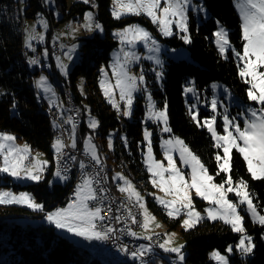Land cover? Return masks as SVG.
<instances>
[{"label": "trees", "instance_id": "obj_1", "mask_svg": "<svg viewBox=\"0 0 264 264\" xmlns=\"http://www.w3.org/2000/svg\"><path fill=\"white\" fill-rule=\"evenodd\" d=\"M55 4L62 12L58 21L71 17L82 18L85 11L93 9L80 1L68 4L67 0H55ZM96 5L95 18L97 23L103 26L104 35L101 37L95 33L80 38V60L69 69L67 80H63V86L67 84L71 87L81 107L83 119L77 130L83 133L86 129L84 106L81 104V100L85 99L100 121V133L96 135V139L104 144L101 149H105V135L109 129L119 127L124 130L128 149L117 146L121 148V154L117 155L116 166L129 171L138 183L141 180L147 183L149 174L143 160L142 119L145 112L143 95H136L131 119L122 116L103 100H97L94 95V88L97 87V68L103 63H108L110 52L118 43L111 32L112 29L127 21L143 19L136 16L113 18L110 9L111 0H96ZM204 5L209 15L202 23L196 24L193 14H189L191 43H187V49L190 59L167 58L161 69V77H157V74L151 70V63L146 62L145 64L151 70L146 74V83L154 101L159 105H167L168 126L172 130L170 134L181 137L200 158L214 180L221 183L226 179V173L219 172L215 159L220 149L215 147V142L206 127L198 126L189 115L185 105L183 86L189 78H192L202 96V92L209 95L207 86L211 82L223 81L234 93L245 96L248 85L240 77L239 65L230 52L225 57L214 44V30L217 22H220L228 30L231 45L235 49L242 50L241 23L233 0H204ZM39 12H45L54 19L52 11L45 7L43 0H25L23 7L20 6L19 0H0V132L14 134L16 139L26 141L33 150L43 152L51 161L41 180L14 185L15 188L28 190L33 198L42 204V211L46 212L64 204L71 197L70 191L73 184L69 181L49 183L54 171L53 119L46 112L48 104L36 93L34 74L38 67L34 64L36 71L33 72L25 61L28 50L23 45L22 34L23 19L35 18ZM169 42L172 45L183 43L177 36L170 38ZM39 48L37 46V49ZM31 51L34 52L30 48L29 53L34 54ZM49 56L52 60L51 54ZM80 78L85 79L84 95L77 87V81ZM63 86H57L62 102ZM203 114L208 115V110H200V121ZM148 125L152 127L153 146L159 154V137L156 135L158 128L155 124ZM76 145L79 146L77 142ZM105 163L110 171L108 163ZM218 172L219 175H217ZM231 175L233 181L241 178L247 181L248 191L253 196L257 210L264 213V179L251 177L247 171L246 162L235 149L232 151ZM148 200L153 211L159 214L170 228L181 233L186 249V263L213 264L210 259V252L213 249L225 251L228 244L237 243L239 233L232 232L230 227L220 220L203 219L194 228L185 231L178 219H170L161 207L156 206L152 200ZM200 202L199 205L204 204ZM42 211L33 212L16 204H0V264H104L92 254L91 250L78 246L75 241L59 234L52 225L32 224L21 220L23 217L41 218ZM243 216L245 228L253 237L256 247L250 257H241L234 248L233 254L229 257L230 262L231 264H264V226L253 223L246 212ZM150 264L157 263L152 261Z\"/></svg>", "mask_w": 264, "mask_h": 264}, {"label": "snow or ice", "instance_id": "obj_2", "mask_svg": "<svg viewBox=\"0 0 264 264\" xmlns=\"http://www.w3.org/2000/svg\"><path fill=\"white\" fill-rule=\"evenodd\" d=\"M46 2H54V0H46ZM83 2L88 4L91 0H83ZM112 3V15L116 19H120L125 15H146L153 24L158 25L160 32L166 37L174 34L173 25L175 24L184 33L180 38L185 43H191V38L188 35V11L191 0H163V2L162 0H112ZM237 8L242 20V52L232 48L228 32L223 27H220L215 33L216 44L221 54H226L231 49L237 59L243 62L242 67L239 68V75L250 85L247 89V98L250 101H255L260 107L247 109L249 115L244 118L243 125L237 121L236 117L230 118L225 113L223 115V133L217 131L216 115L205 117L201 123L198 119V112L193 111L191 108L189 109L192 120L198 126L206 127L215 141V147L223 149V155L217 153L215 159L219 172L228 174L226 179L219 184L214 183L213 175L209 174L208 169L200 158L179 137L163 141L167 165L163 161L156 160L152 149V134L147 129L144 131V139L148 141L144 163L147 165L148 172L151 173L153 186L163 192L164 196L172 197L171 199H165L162 196L155 197L170 219H175L183 214L184 219L181 221V227L186 231L194 228L205 218L201 212L196 210L193 202L194 193L195 196L209 202L210 206L205 209L208 219L220 220L225 225H228L232 232L240 234L238 243L234 246L228 245L226 252L230 254L235 248L243 256H248L253 253L256 245L253 237L248 234L245 228V217L241 215V211L245 209H242L241 205L246 206V211L250 214L253 223L264 226V214L258 212L257 205L253 202V196L248 191L247 181L241 178L234 183L231 175L232 151L235 149L243 157L247 165V171L253 179H264V0H240L237 3ZM200 10L202 11L203 9ZM37 15L38 22L47 28V21L40 14ZM83 27L88 31H103L102 25L93 22V13L90 11L84 14ZM75 31L76 29H73V32ZM115 35L119 37L121 45L131 48L135 44L142 42L145 46H148L149 52H160V45L151 33L139 24H130L117 31ZM33 39H36V37L29 34L25 41L27 47H32L31 41ZM39 39L42 41L44 36L39 34ZM61 47L64 46L61 45ZM76 47V45H72L64 53L69 61L73 59ZM45 55H47L46 50ZM57 59L59 60V57ZM139 59L140 57L135 51H125L121 48L120 52L115 55V60L112 64V76L116 78L114 85L107 78V70L101 68L102 79L100 80V87L105 97L117 110L120 109V105L114 97L115 90L119 89V99L125 102L124 116L131 114L134 93L139 90V86L145 80L142 72L136 75L130 70V65ZM148 59L154 60L157 65L162 64V61L156 55H149ZM29 63L37 64L38 61L31 59ZM59 67L67 75V65L61 61ZM161 76L162 73H157V77ZM45 81L46 77L41 76L37 83L40 87H44ZM215 87L216 85H213V88ZM45 91H51V89L45 88ZM185 91L195 92L196 89L191 86L187 87ZM148 99L149 118L162 121L164 124L162 131L170 133L172 130L167 126V105L163 109L157 110L154 103L151 102L150 94ZM217 105L218 101L214 97L211 101V109L214 113L217 110ZM71 121L72 117H69L65 123ZM97 126L98 121L92 119L89 127L95 129ZM74 131L75 125L73 123L72 147H75ZM15 141L16 137L14 135L0 132V158H2L0 173H7L17 179L41 180L45 166L49 162L39 159L41 155L39 153L30 160V146L27 144L21 146L16 144ZM86 145V154L90 155L91 161L95 165L101 166L102 172L103 161L98 155L96 145L92 143L91 137L87 139ZM65 147V143L60 138H57L54 142L53 148L57 153L58 161L63 158V149ZM108 147H112L111 140H109ZM173 150L179 151L180 161L190 168L187 177L185 172L177 166L173 158ZM69 159L75 161L76 157L71 156ZM79 167L85 169L86 165L81 161ZM66 171L67 169H64V172ZM219 172L217 175H219ZM55 176L61 180L68 178L67 175H62L60 168L55 172ZM113 179L123 181V184L118 185L120 192L125 193L128 201L138 206L140 210L142 220L137 221V218L132 214L131 208L127 204L124 205L132 223H139L140 228L143 229L142 238L152 241L154 237H159L161 234L155 232L153 227L160 228L162 225L157 223L156 217L149 212L144 202V197L122 173H116ZM100 185V172L94 175L84 173L73 194L74 199L68 203L67 207L57 208L54 212L47 213L46 220L54 224L57 229L66 230L68 233L83 237L86 240L109 239V234L113 233L114 229L110 226L104 229L98 223L105 220L101 205L107 199L106 195H104L107 189ZM228 193H235L238 203L230 200ZM0 204H26L28 207L37 210H42L43 208L41 204L34 201L29 193L25 192L17 195L11 191L0 190ZM109 211H111V208H109ZM116 219L119 220L120 217H116ZM128 233L134 237L138 236V233L131 229L128 230ZM175 236L176 233H163V242L158 243L157 246L164 252L175 253L176 261L183 264L185 260L182 251L184 245L173 246ZM120 250L128 252L126 245L121 246ZM152 252L153 244L148 243L147 245H139L136 250L130 252V255L134 259H138L140 264H148L144 258ZM210 256L217 264H230L229 256L219 250H214L210 253Z\"/></svg>", "mask_w": 264, "mask_h": 264}, {"label": "rangeland", "instance_id": "obj_3", "mask_svg": "<svg viewBox=\"0 0 264 264\" xmlns=\"http://www.w3.org/2000/svg\"><path fill=\"white\" fill-rule=\"evenodd\" d=\"M24 1L25 0H19V4L21 7L24 6ZM74 1L83 2V0H67L68 4H70ZM43 2L45 4V7L47 9H50V12L52 11L53 17H54V19L53 18L51 19L50 15L46 14L45 12L37 13V14H40V16L44 20L47 21V28H45L43 24L38 22V15H36L35 18H31V19L24 18L22 21L23 45H24L25 49L28 50V53H29L30 48L27 47V45H26V42H25L26 38L29 36V34H31L32 36H35L36 39H33L31 41V44H33L35 46V50H34V52L31 51V53H35L34 55H36V57H39V61L37 64V67H38L37 71L34 68V64L29 63V60H31V59L28 60L27 65L32 68L33 72L36 71V73L34 74V84H35V89H36V93H37L38 97L43 99L45 102H47V104L54 105V108L56 109L58 115H59V112L64 113L65 118L68 120L69 117L64 112V111H66V109L63 105L62 100L59 97V93H58V89H57V86H59V87L63 86V84H64L63 80L64 79L67 80V75H65L59 67L60 62L62 61L65 65H67V73H68L71 66L74 63L79 62V60H80V42H81L80 38L91 36L95 33H98L99 36L102 37L104 35V28L102 26L103 31H100V30L88 31V30H86L83 27L84 16L82 18L71 17V18L66 19L64 21H58L60 16L62 15V12L59 9V7L55 4V0H54V2H46V0H43ZM162 2H163V0H162ZM238 2H240V0H233L234 7L236 9V12H237L239 18H240V23L242 24L239 9L237 8ZM112 7H113V3L111 0V6H110L111 13H112ZM200 9H203V10L201 11ZM89 11L93 13V22L95 23V17H96V13H97V5H95V7L93 9L87 10V12H89ZM190 13L193 14V17H194L196 24H200L203 21H205L209 15L208 9L204 5V0H191V4L189 7V11H188V27H189V19H190L189 14ZM127 16H134V15H125V16H122L121 18L127 17ZM136 17H138V18L141 17L143 20H133V21L127 22L121 26H117V27L112 29L111 32H112L113 36L117 39L118 43L111 50L108 63H106V64L103 63L97 68L98 69V74L96 75V86L97 87L94 88L95 89L94 95H95L97 100H99V101L103 100L105 103L112 106V104L109 102L108 98L105 97L104 92L100 87V80L102 79L101 68H104L107 70V78L110 80L111 84L114 85L116 82V78L114 76H112V64L115 60V55L120 52L121 48H123L125 51H128V50L135 51L136 54L140 57V59L138 61H135L134 63H132L130 65V70L133 74H136V75H139L142 72L144 77H145L144 83L141 84L139 86V90L134 93V100H135L136 95H138V94H142L144 97L145 112H144V117L142 119V122H143V130L142 131H143V142H144L143 158L145 159V154L147 153L148 141H146L144 139V131L147 129L152 134L151 135V142H152V149H153L154 158L156 160L163 161L164 164L167 165V160L164 156L163 141L171 139L173 137H179V136L171 135L169 132L162 131V129L164 127L163 122L162 121H156L155 119L149 118V115H148L149 99H148V97H149L150 91H149L147 83H146V74L148 72H150L151 70H153V72L156 74L161 73L163 63L166 61L167 58H172V59L184 58L186 60H189L190 56H189V52L187 49V43H185L180 38L181 35H184V33L181 32V30L178 29L175 26V24L173 25V33L174 34L172 36L166 37L160 32L158 25L153 24L149 17H147L146 15H140V16H136ZM113 18H115V17H113ZM55 22H57V23H55ZM130 24H139L140 26L145 28L147 31H149L151 33V35L153 36V38L160 45V52L159 53L149 52L148 46H145L142 42L135 44L131 48H129L126 45H121L119 37H117L115 35V33L117 31L123 29L124 27L130 25ZM220 27H223L227 30V28L222 23L217 22V26L214 30V44L217 47L218 51H219V47L216 44L215 33L219 30ZM73 29H76V31L73 32ZM227 32H228V30H227ZM39 34H42L44 36V39L42 41L39 39ZM188 35H189V32H188ZM174 36L179 37L183 41V43H181L179 45H172L169 42V39L173 38ZM57 37H59V38L57 39ZM55 40L58 41L60 44V50H59V54L57 56L54 55L53 52L50 53L52 51L50 46H52V43ZM61 45H63L64 47H61ZM72 45H76L77 47H76L75 53L73 54V59L71 61H69L68 58L64 55V53ZM37 46H40V49H37ZM49 48H50V50H49ZM232 48H234V47L232 46ZM45 50L47 51V55H45ZM235 50L240 51L238 49H235ZM229 52L234 57V59L236 60L237 64L239 65V68L242 67L243 62L239 61L237 59V57L235 56L234 52L231 49H229L226 54H222V55L227 57L229 55ZM241 52H242V50H241ZM49 54H51L52 60L50 59ZM149 55L158 56L160 58V60L162 61V64L157 65L154 60L148 59ZM57 57H59V60L57 59ZM146 62L151 63V70H149V66H147L145 64ZM41 76L46 77V81L44 82V87H40L37 83L40 80ZM243 80L245 81V79H243ZM84 82H85L84 78H80L77 81L78 90L82 93V95L85 94ZM213 85H216V87L213 88ZM191 86L195 87L193 79L189 78L187 80V83L183 86V95L185 97V105H186L187 110L189 111V109L191 108L193 111L198 112V119H199V114H200L201 109L208 110V113H209L208 115H206V114L202 115L201 123L203 122L205 117H211L212 115H216V117H217L216 128H217V131L220 133H223V115L225 113L228 114L230 118L236 117L237 121H239L241 123V125H243L244 118L249 115V113L247 112V109L250 107L251 108H259L260 107V105L257 104L255 101H250L247 98V89L250 87V85H248L246 88L245 96L238 95V94L234 93L223 81L211 82L207 86L208 90L210 91L209 95L206 92H202V96H201V94L198 92L196 87H195V89H196L195 92H186L185 89L187 87H191ZM45 88H50L51 91H45ZM214 97L218 101L217 110L215 113L211 109V101ZM114 98L116 99L117 103L120 105V111H119L120 114H122V116H124L123 111L125 109V102L121 101L119 99V89L115 90V97ZM134 100H133V104H134ZM151 102L154 103L155 108L157 110L163 109L165 107V105L157 104L154 101V99L152 98V96H151ZM81 104L84 106V108H83L84 109V121H85V128L86 129L83 133H81L80 131H78L76 133L74 131L75 144L77 142V144L85 150L87 147L86 141L89 137H91L92 143L96 145L98 155L101 157L102 160H104L108 163L110 171L107 174V181L110 184V186L112 187V189L114 191H116L117 189H118V191H120L118 188V185L123 184V181L119 180V179L114 180L113 177L115 176L116 173H122L125 177H127L132 182V184L135 186L136 190L139 191L141 196L144 197V202H145L149 212L156 217V222L160 223L162 225L160 228H154L153 227V230L155 232H158L161 234L159 243L163 242V238H164L163 233L167 232V233H176V236L174 237V240H173V246H178L181 244L184 245V239L182 238L181 233L176 229L170 228L167 225V223L162 219V217L159 214L155 213L151 207V204H150L148 199L152 200L156 206L162 207L157 202L155 197L156 196H162L165 199H171L172 197L171 196H164L163 192H161L158 188L153 186V184L151 182V173L148 172L147 165L144 163L146 166V170L149 174L147 183L144 180H141L138 183L133 178V176L131 175V173L129 171L124 170L120 166H116L115 161H116L117 155L121 154V150H120L121 148H119L117 146L120 145V146L125 147V149H128V141H127L125 131L120 129L119 127L109 129L107 134L105 135V149H101V147H103L104 144L101 143V141H98L96 139V135L100 133L99 118H98L97 114L91 110L90 105L87 103V101L85 99L81 100ZM132 110H133V105H132V109H131V114H132ZM241 113H243V115H241ZM131 114L129 116H124V117L131 119ZM189 115L191 116L190 111H189ZM92 119H95L96 121H98V126L95 129H92L89 127V124L91 123ZM52 123H53L54 129L58 130L59 126H58L57 121L55 119H53ZM148 124H155L158 128L156 135H158V137H159V140H158V146H159V151H160L159 154L154 149V146H153V135H154V133L152 131V127H150ZM5 133L12 134L10 132H5ZM70 134H71L70 144H72L73 127H70ZM12 135H14V134H12ZM179 138L182 139L181 137H179ZM109 140H111V143H112L111 148L108 147ZM15 143L18 145H21V146L24 144L29 145L26 141L18 140V139H16ZM30 149H31L30 160L32 157H35L39 153V154H41L39 156V159L47 160L49 162L45 166V171H46L47 167L51 164V161L47 158V156L43 152L33 150L31 147H30ZM219 149H220V154L223 155V149L222 148H219ZM52 150L55 151V149L53 148V143H52ZM191 151H192V149H191ZM172 154H173L174 160L176 161L177 166L185 172L186 177H187V174L190 172V168L188 166L184 165L180 161L179 151L173 150ZM0 162H2V158H0ZM45 171L42 173V177H44ZM55 172H56V170H54L50 176V179H49L50 184H52L54 182L65 183L67 181V180H61L60 178L56 177ZM227 175L228 174L226 173V177H227ZM239 180L240 179H238L237 181H239ZM237 181H234V183ZM34 182H37V181H32V180L24 179V178L17 179L15 177H11L7 173H0V190L11 191L17 195L21 192L29 193L30 195H31V193L26 189L15 188L14 185H19V184H24V183H34ZM6 183H8V184H6ZM214 183L219 184V182H217L216 180H214ZM116 193H121V192H116ZM31 197L33 198L32 195H31ZM228 198L230 200H233L234 202L238 203V199H237L235 193H228ZM73 199H74V195H72V197H69L68 200L64 204L58 205L57 207L50 209L46 212L42 211V210L30 208L26 204H16V205H21V206H23V207H25V208L33 211V212H37V211L43 212V215L41 218H39V217H30V218L23 217V218H21L22 221H29L32 224L44 223L46 225H52L59 234L69 238V237H71L70 235H74V234L68 233L66 230H63V229H57L55 227V225L48 222L45 217H46L47 213L54 212L57 208L67 207L68 203ZM196 199H199L200 201L204 202V204L199 205V204H201V202L196 200ZM34 201L38 204H41V203L37 202L35 199H34ZM193 202L195 204L196 210L201 212V214L203 216H205L204 219H208L206 217L205 209L210 206L209 202L203 200L201 197L195 196L194 193H193ZM241 208L245 209L244 211H241V215H243L244 212L247 213L246 206L241 205ZM261 214H264V213H261ZM248 216L251 218L250 214H248ZM175 219H178L179 223L181 225V221L184 219V216L182 214L180 217H177ZM251 220H252V218H251ZM132 231H134V230H132ZM136 233H138V236H136V237L139 239L142 238V236L144 234L143 229L136 231ZM239 236H240V234H239ZM263 237H264V235H263ZM238 241H239V237H238L237 243H238ZM145 245H147V244H145ZM228 245H232V243H230ZM214 250H218V249H213L211 252H213ZM154 251H157V249L153 247V252ZM182 251L184 253V256L186 257L185 247L182 249ZM221 252L223 254L228 255L229 257L231 254H233V252L230 254L227 253L226 250L221 251ZM159 253H160V256L158 258L152 259L151 261H147L148 264H150L152 261L156 262L157 264H167V263L171 264L173 262H175V264H180V262L176 261V254L175 253H167V252H164L162 249H159ZM239 255L241 257H250L251 254L248 256H243L241 253H239ZM210 259L213 261V264H217V262L214 259H212L211 256H210ZM131 260H132L133 264H140V261L138 259H134L133 257H131ZM183 264H191V263H186L184 260ZM230 264H231V262H230Z\"/></svg>", "mask_w": 264, "mask_h": 264}, {"label": "built area", "instance_id": "obj_4", "mask_svg": "<svg viewBox=\"0 0 264 264\" xmlns=\"http://www.w3.org/2000/svg\"><path fill=\"white\" fill-rule=\"evenodd\" d=\"M86 5L87 7H89L88 4ZM56 47H57V42L55 40L51 46V50L54 55H56ZM72 108L74 114V121L76 123V129H77L82 123V119H83L82 111H81V107H79V104L77 103L76 100H72ZM51 111L53 114L56 115L57 123L62 125L63 127V137L61 138H64V143L66 147L63 149V153H64V156L62 158L63 170L61 172L62 175H67L68 178L66 180L69 181V183L73 184V187L70 191L71 197L75 191V185L81 182L84 173L94 175L95 173L100 172V179H101L100 186H103L105 188V183L102 179L101 167L99 165H95L94 162L91 161L90 155L86 154L84 149L82 148L80 149L77 146L75 147L71 146L70 140L68 138V132L65 130L63 126V118H60L58 116V113L54 107H51ZM71 156H75L76 160L75 161L70 160L69 157ZM81 161L85 163L86 165L85 169H81L79 167V163ZM64 169H67V171L64 172ZM104 195H106L107 199L104 200V203L101 205V207L103 208L102 214L105 216V220L103 222H98V223H100L101 227L104 229H106L109 226L112 227L114 229V232L109 234L110 238L107 240H95V239L86 240L83 237H80L77 239L78 242L92 245L93 247L107 251V254L119 255L129 260H131L130 252L136 250L141 244L152 243L153 247L157 249V251L154 252H159L160 248L157 245L160 241V238H158V241H147L143 238L139 239L136 236L134 237L129 235L128 233L129 229L126 228V221H132L131 218L128 216L127 212H120V204H118L116 201H113L111 194L105 193ZM109 208H111V211H109ZM130 208L132 214L137 218V221H141L142 216L140 215V210H138V207L135 206L133 203H131ZM116 217H120V219L117 220ZM140 229L141 228L139 226V223H135L134 229L131 230H134L136 232ZM125 245L128 248V252H123L120 250L121 246H125ZM150 254L151 253H149L144 259H148V257H150ZM171 264H174V262Z\"/></svg>", "mask_w": 264, "mask_h": 264}, {"label": "bare ground", "instance_id": "obj_5", "mask_svg": "<svg viewBox=\"0 0 264 264\" xmlns=\"http://www.w3.org/2000/svg\"><path fill=\"white\" fill-rule=\"evenodd\" d=\"M88 5H89V8H94L96 5V0H91V2L88 3ZM95 23H97L96 18H95ZM56 42H57L56 55H58L59 50H60V44L58 41H56ZM32 46L33 47H31V49L35 50V46L33 44H32ZM24 52H26V50H24ZM29 59H35L36 60V55H34V54L31 55L30 53L28 54V52H27L25 54V61L28 62ZM62 96H63V102H64L65 109H66V114L68 117H72V121L69 123H65L66 120L63 119V126H64L65 130L68 132V138L70 140L71 139L70 127H73V123H74L75 128H76V123L74 121V114H73V108H72V100H76V99L73 95V91H72L71 87L67 84H65L63 86V95ZM79 107H80V105H79ZM116 111L118 112L117 109H116ZM46 112L50 118L55 119L57 121L56 115L53 114L51 111V106L47 107ZM58 126H59L58 130L54 129L52 131L54 138L63 137V127L60 124H58ZM61 139L64 142V138H61ZM53 158H54V163H53L54 164V170L57 171V169L60 168L62 171L63 170L62 159H59V161H58L56 151H53ZM120 161L123 162L122 159H120ZM123 167H125V166H123ZM107 173H108L107 164L105 162H103L102 179L105 183V188L107 189L106 193L111 194L113 201H116L118 204H120V212H127V209L124 207V205L127 204L128 207H130L131 203L128 201L125 193H122V192L120 194L115 193V191L112 189V187L110 186V184L107 181ZM161 209L165 212L164 208H161ZM138 210H139V208H138ZM126 228L127 229H134V223H132V221H126ZM158 238H160V236L154 237L152 241H158ZM75 243L78 246L85 247V248L91 250L92 254L94 256H96L104 264H128V263H132V260L126 259V258L119 256V255L107 254V251L93 247L92 245H89V244H83L81 242H78V240H76ZM159 256H160L159 252H152L150 254V257H148V259H145V260L151 261L152 259L158 258Z\"/></svg>", "mask_w": 264, "mask_h": 264}, {"label": "crops", "instance_id": "obj_6", "mask_svg": "<svg viewBox=\"0 0 264 264\" xmlns=\"http://www.w3.org/2000/svg\"><path fill=\"white\" fill-rule=\"evenodd\" d=\"M40 47V46H39ZM40 49V48H39ZM37 61H39V57H37ZM38 64V63H37ZM47 103V102H46ZM63 105H64V103H63ZM48 106H51V107H54V105H51V104H48ZM118 111H120V109L118 110ZM65 113H66V111H64ZM67 115V114H66ZM60 118H63V119H65L66 121H67V119L65 118V114L64 113H61V112H59V115H58ZM75 132L77 133L78 132V130L75 128ZM58 138H60V137H58ZM56 139L57 138H53V144H54V142L56 141ZM61 139V138H60ZM71 140V139H70ZM75 146H77L76 144H75ZM77 147H79L80 149H81V147L80 146H77ZM83 149V148H82ZM103 162H106V161H104V160H102ZM109 168V167H108ZM108 173H109V171H108ZM107 173V174H108ZM78 185V184H77ZM76 185V186H77ZM76 186H75V190H76ZM75 192V191H74ZM116 192H120V191H118V189L115 191V193ZM116 194H120V193H116ZM161 208H163V207H161ZM71 237H69V239H71V240H73V241H76L78 238H80V237H77V236H75V235H70Z\"/></svg>", "mask_w": 264, "mask_h": 264}, {"label": "water", "instance_id": "obj_7", "mask_svg": "<svg viewBox=\"0 0 264 264\" xmlns=\"http://www.w3.org/2000/svg\"><path fill=\"white\" fill-rule=\"evenodd\" d=\"M127 22H129V21H127ZM127 22H126V23H127ZM124 24H125V23H124Z\"/></svg>", "mask_w": 264, "mask_h": 264}]
</instances>
